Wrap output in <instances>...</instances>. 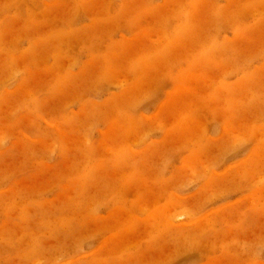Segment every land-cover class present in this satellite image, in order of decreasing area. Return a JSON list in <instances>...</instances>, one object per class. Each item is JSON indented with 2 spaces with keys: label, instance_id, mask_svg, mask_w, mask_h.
Listing matches in <instances>:
<instances>
[{
  "label": "rangeland",
  "instance_id": "obj_1",
  "mask_svg": "<svg viewBox=\"0 0 264 264\" xmlns=\"http://www.w3.org/2000/svg\"><path fill=\"white\" fill-rule=\"evenodd\" d=\"M0 264H264V0H0Z\"/></svg>",
  "mask_w": 264,
  "mask_h": 264
}]
</instances>
